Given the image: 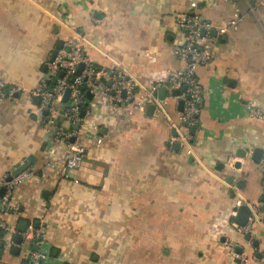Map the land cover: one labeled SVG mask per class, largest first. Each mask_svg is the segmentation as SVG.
<instances>
[{
  "label": "crops",
  "instance_id": "0c3cea01",
  "mask_svg": "<svg viewBox=\"0 0 264 264\" xmlns=\"http://www.w3.org/2000/svg\"><path fill=\"white\" fill-rule=\"evenodd\" d=\"M258 1L237 0L236 11L222 0H0V81L17 89L0 100V177L33 158V176L14 190L16 211L3 220L17 232L23 221L43 229L47 264H264V227L247 241L234 221L239 205L260 203L263 192L257 164L239 157L264 151V119L249 113L264 115ZM186 13L214 24L240 15L212 63L196 69L204 99L191 141L172 150L166 121L99 91L78 130L90 149L62 175L66 146L34 105L57 42L80 41L91 64L124 70L146 88L180 68L171 48ZM62 108L57 101L56 119L69 128ZM166 111L176 123L178 103L169 99ZM28 249L4 247L0 264H22Z\"/></svg>",
  "mask_w": 264,
  "mask_h": 264
},
{
  "label": "built area",
  "instance_id": "2783aa9c",
  "mask_svg": "<svg viewBox=\"0 0 264 264\" xmlns=\"http://www.w3.org/2000/svg\"><path fill=\"white\" fill-rule=\"evenodd\" d=\"M222 1L231 4L236 10L237 0ZM195 7L194 3L190 5L191 9ZM256 7L259 9L261 17L264 18V0H259L255 4V8H251V11L255 12ZM239 19L240 15L235 14L225 22L214 24L205 22L190 13L179 16L176 26L182 39L181 43L178 42L172 46L171 54L181 63V66L178 69L167 71L164 77L156 79L152 85L146 88L140 87L124 70L118 68L94 70L82 53L80 41L65 45V48L58 52L53 63L48 65L46 78L42 79L41 88L36 93L40 98V103L36 108L38 116L41 119L46 118L49 125L56 128L54 125L57 114L55 104L57 101L61 103L65 91L70 90V103L68 109L62 113V119L71 128L59 126L55 129L54 134L55 142L66 146L61 174L66 175L68 172L78 170L90 149L82 144L78 130L72 128L74 124L82 122L79 113L86 103V96L80 87L84 80H86L91 93L96 94L99 91L105 93L113 104L129 107L132 114L145 113L146 108L152 105V116L163 119L168 123L169 129L175 131L176 135L170 137L171 141L179 143L180 146L187 145L192 139L190 129L197 125L204 99V90L196 78V69L212 63L216 45L222 37L237 27ZM202 31L204 35H201ZM212 31L215 32L214 36L211 35ZM81 63L84 68L80 75H76L77 68ZM59 73H62L61 77L58 76ZM52 77H56V79L52 88L48 89L47 82ZM69 79H72L70 83ZM4 86L5 84L0 81V100L12 99L17 89L10 88L6 91ZM160 87L166 88V96L163 100L158 98ZM173 91H177L176 96L172 95ZM169 99L175 100L176 103L183 102L182 110L178 111L176 123L171 122L166 111ZM44 112L47 113L46 116L43 115ZM88 113L89 109L86 111V115ZM249 113L252 117L264 119V115L255 109H251ZM99 145L100 141H97L93 146L98 147ZM257 166L261 172L264 170V151ZM10 175L11 173L0 177V189H4V194L0 196V241L3 243V248L8 247L11 250L19 248L24 242H27L29 249L24 257L25 264H47L49 252L44 248V230L34 228L32 224H29L25 232L19 233L3 220L5 214L16 211L11 204L14 190L24 181L30 179L33 172L28 168L7 181ZM242 204L249 206L251 215L244 226L240 227L235 224V227L240 235L251 238L255 236L257 226L264 227V211L261 210L264 204L261 202L257 204L242 202ZM17 236L22 237V243L19 245L15 242ZM33 245L37 246L36 251L31 250ZM230 253L233 257L242 260L241 254H237L235 248H232Z\"/></svg>",
  "mask_w": 264,
  "mask_h": 264
},
{
  "label": "water",
  "instance_id": "95a60500",
  "mask_svg": "<svg viewBox=\"0 0 264 264\" xmlns=\"http://www.w3.org/2000/svg\"><path fill=\"white\" fill-rule=\"evenodd\" d=\"M201 35H204V32L203 31L201 32ZM211 35L214 36L215 35V32L212 31L211 32ZM224 39H225V36L221 38V41H224ZM63 45H64V43H63L62 40H59L57 42L54 50L52 51V53H51V55L49 57L48 62L43 66V71L44 72H47L48 65L53 63V61H54L55 57L57 56L58 52L60 50H62ZM83 68H84V65L81 63L78 66V68H77L76 75H80V73L82 72ZM59 76L61 77L62 76V73H60ZM69 94H70V90L67 89L65 91L62 99H61V103L62 104H64V103L67 102V100L69 99ZM172 95L173 96H176L177 95V91H173ZM85 96H86L85 107L89 108V104L92 102L95 94L94 93H91L88 90V91L85 92ZM165 96H166V88L165 87H160L159 90H158V98L160 100H163L165 98ZM34 100H35L34 105L38 106L39 103H40V98L37 96V97H34ZM182 107H183V102L182 101H178V109H179V111L182 110ZM152 112H153V106L150 105V106H148L146 108V115L149 116V117H151L152 116ZM43 115L46 116L47 113L44 112ZM85 117H86V111L85 110H81L80 113H79V118L81 120H84ZM182 126H185V124H182ZM69 128H71V127H69ZM72 128L74 130H76V131L79 130L80 123L74 124ZM194 131H195V127H191V129H190L191 134H193ZM171 135L172 136H175L176 135L175 131H172L171 132ZM171 148H172V150H178L180 148V144L177 143V142H174V143H172ZM239 152H241V154L239 155L240 158H242V159H249V160H251L255 164H257L259 162V160H260V158H261V156L263 154V150L260 149V148L254 149L252 151V153L250 154L249 157H247V154H246V151L245 150H242L241 149V150H239ZM32 163H33V158H31V157L28 158L27 161H25L24 163H22L21 165H19L16 169H14L12 171L11 175L7 178V181L11 180L12 177H16L21 172L27 170L31 166ZM234 167H235V169H239L240 168V164L237 163V164H235ZM261 175H262V178H263V195L261 197V203L264 204V170L261 172ZM232 181H233V178H230L229 179V182H232ZM242 184H243V182H242ZM3 194H4V189H0V196H2ZM261 210L264 211V207L263 206L261 207ZM250 215H251V211H250L249 206L246 205V204H240L239 207L236 209V213H235V216H234L235 224L237 226H240V227L244 226L247 223ZM27 226H28V224L25 221L21 222L18 225V228H17L18 229V232L19 233L25 232V230L27 229ZM0 235H1V231H0ZM245 240L250 241L251 238L249 236H245ZM15 242L18 245L21 244L22 243V237L21 236H17L15 238ZM258 246H259V242L257 240H254L253 241V247L256 248V249H258ZM2 249H3V243L0 241V258H1V255H2ZM31 250L36 251L37 250V246L36 245H33L31 247ZM11 252H12V254L17 255L19 253V250H18V248H13L11 250ZM242 252H243L242 249H237V254H241ZM256 256L258 258H262L263 255H262V253L257 252L256 253Z\"/></svg>",
  "mask_w": 264,
  "mask_h": 264
},
{
  "label": "trees",
  "instance_id": "16d2710c",
  "mask_svg": "<svg viewBox=\"0 0 264 264\" xmlns=\"http://www.w3.org/2000/svg\"><path fill=\"white\" fill-rule=\"evenodd\" d=\"M91 65H92V68H93L94 70H99V69H100V67H98V66H95V65H93V64H91ZM59 74H60V73H59ZM59 74H58V76H59ZM55 79H56V77H52L50 80H48V82H47V88H48V89H51V88H52ZM71 81H72V79H69V80H68L69 83H70ZM10 88H12V87L9 86V85H5V86H4V90H6V91H7L8 89H10ZM80 89H82V91H84V93H85L86 91L89 90V87H88V85L86 84V80L83 81V85L80 87ZM69 103H70V100L68 99L67 102L63 104V108H62V111H63V112H65V111L68 109ZM88 109H89V108L85 107V105H84L83 108H82V110H85V111H87ZM62 120H63V119H62ZM60 121H61V119H56V121H55V127H56V128H55V129H57V127L60 126ZM262 194H263V192H262ZM24 263H25V262H23L22 264H24Z\"/></svg>",
  "mask_w": 264,
  "mask_h": 264
},
{
  "label": "flooded vegetation",
  "instance_id": "af4514ba",
  "mask_svg": "<svg viewBox=\"0 0 264 264\" xmlns=\"http://www.w3.org/2000/svg\"><path fill=\"white\" fill-rule=\"evenodd\" d=\"M261 188L263 189V180L260 183ZM263 195V194H262Z\"/></svg>",
  "mask_w": 264,
  "mask_h": 264
},
{
  "label": "rangeland",
  "instance_id": "374dc122",
  "mask_svg": "<svg viewBox=\"0 0 264 264\" xmlns=\"http://www.w3.org/2000/svg\"><path fill=\"white\" fill-rule=\"evenodd\" d=\"M180 43H181V40H180Z\"/></svg>",
  "mask_w": 264,
  "mask_h": 264
}]
</instances>
